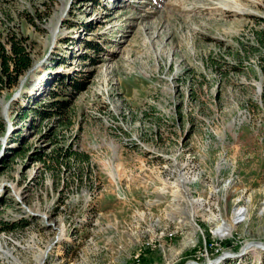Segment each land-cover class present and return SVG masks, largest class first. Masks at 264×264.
I'll return each instance as SVG.
<instances>
[{
	"label": "rangeland",
	"instance_id": "rangeland-1",
	"mask_svg": "<svg viewBox=\"0 0 264 264\" xmlns=\"http://www.w3.org/2000/svg\"><path fill=\"white\" fill-rule=\"evenodd\" d=\"M263 31L264 0H0V41L33 59L0 94V217L24 222L0 264H206L264 243Z\"/></svg>",
	"mask_w": 264,
	"mask_h": 264
},
{
	"label": "trees",
	"instance_id": "trees-1",
	"mask_svg": "<svg viewBox=\"0 0 264 264\" xmlns=\"http://www.w3.org/2000/svg\"><path fill=\"white\" fill-rule=\"evenodd\" d=\"M263 36L264 31L262 32V36H260L261 40L263 39ZM87 42L89 47H93L89 41ZM8 43L9 47L0 41V94L5 88H13L17 85L21 75L32 67L33 61L30 51L27 49V46L21 36L18 37L16 34H13L9 38ZM261 45L264 46V44ZM258 58L259 73L262 75L261 106L264 108V51L260 52ZM250 69L253 73H256L254 66H250ZM85 86L86 85L81 84V82H76L72 85V88L74 91H81L85 89ZM52 95L55 96L57 93L54 91ZM55 103H57L60 110L65 109L68 105V101L66 100H57ZM37 112L43 117H45L46 114H49L41 109ZM22 223L24 222L19 223L17 221H7L0 217V232H10L16 230V228L22 226ZM125 264L129 263L127 262ZM261 264H264V256Z\"/></svg>",
	"mask_w": 264,
	"mask_h": 264
},
{
	"label": "bare ground",
	"instance_id": "bare-ground-1",
	"mask_svg": "<svg viewBox=\"0 0 264 264\" xmlns=\"http://www.w3.org/2000/svg\"><path fill=\"white\" fill-rule=\"evenodd\" d=\"M54 29V28H53ZM55 31V30H54ZM53 31V32H54ZM242 211V210H241ZM241 216V212H238L234 217H233V223L236 221V219H238L239 217ZM222 227L221 226H219L218 228V231L219 232H222V234H227V233H230V231H231V227H232V224H230V223H228L227 222V220L226 219H222ZM263 246H264V243L263 242H258V241H255V242H251V243H249V244H246V246H244L243 247V249L245 248V250L247 251V249L248 248H250V247H256V248H258V247H260L261 249H264L263 248ZM247 247V248H246ZM242 249V250H243ZM241 250V251H242ZM241 251H239V252H241ZM246 253V252H245ZM224 255H227V256H230V257H238L237 255H236V253H225V254H223V256ZM222 256V257H223ZM222 257H220V258H217V259H214L213 260V264H217V263H219V262H221V261H223V259H226V258H223L222 259ZM222 259V260H221ZM197 264L198 262L197 261H191L189 264Z\"/></svg>",
	"mask_w": 264,
	"mask_h": 264
},
{
	"label": "water",
	"instance_id": "water-1",
	"mask_svg": "<svg viewBox=\"0 0 264 264\" xmlns=\"http://www.w3.org/2000/svg\"><path fill=\"white\" fill-rule=\"evenodd\" d=\"M262 90V87L260 86V89H259V91H261ZM262 92V91H261ZM243 247V246H242ZM247 248V247H246ZM263 248H264V246H263ZM264 250V249H263ZM245 252H246V250H245V248L241 251V252H239V253H236V255L239 257V255H242V254H245ZM228 257H230V256H227V255H224L223 257H222V259L223 258H228ZM221 259V260H222ZM191 261V260H190ZM190 261L189 262H187L186 264H189L190 263ZM197 264H202L201 262L199 263V261H198V263ZM206 264H213V260H209Z\"/></svg>",
	"mask_w": 264,
	"mask_h": 264
}]
</instances>
